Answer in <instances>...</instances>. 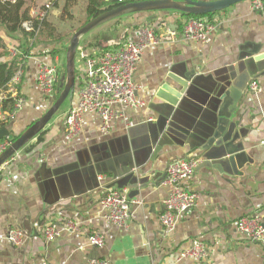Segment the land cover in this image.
Returning <instances> with one entry per match:
<instances>
[{
  "label": "crops",
  "instance_id": "obj_1",
  "mask_svg": "<svg viewBox=\"0 0 264 264\" xmlns=\"http://www.w3.org/2000/svg\"><path fill=\"white\" fill-rule=\"evenodd\" d=\"M25 1L33 16L46 0ZM86 5L87 0H77L65 12V0H56L46 12L53 38L40 34L23 61V106L11 123L0 127L10 138L52 103L54 95L45 97L36 85L37 66L40 61L56 65L66 56L61 50L87 22ZM124 16L79 39L78 78L66 107L1 166L0 264H87L92 258L109 264H264V239L252 241L236 227L243 215L264 214L262 13L251 9L250 0L213 13V30L203 43L182 38L187 18L178 11ZM143 25H150L160 39L143 51L133 74L144 106L129 110L125 121L114 120L106 131L96 114H85L78 135L67 138L63 118L77 103L85 59L135 40ZM108 31L114 35H105ZM0 37L8 51L17 46V37L7 36L1 27ZM52 50H59L54 58ZM190 72L195 73L192 84L186 82ZM252 82L259 91L250 88ZM105 158L115 161L116 178L109 172L97 177L90 169ZM179 158L199 161L182 182L198 197L165 233L159 216L169 193L166 168ZM118 185H128L130 198L139 200L131 204L126 229L103 219L100 208L104 194ZM68 221L75 226L72 231L62 230L52 241L44 238L46 226L62 228ZM14 228L24 233L16 245L6 239ZM93 233L103 236V247L88 244ZM193 239L205 244L204 259L178 258Z\"/></svg>",
  "mask_w": 264,
  "mask_h": 264
},
{
  "label": "built area",
  "instance_id": "obj_2",
  "mask_svg": "<svg viewBox=\"0 0 264 264\" xmlns=\"http://www.w3.org/2000/svg\"><path fill=\"white\" fill-rule=\"evenodd\" d=\"M17 0H0V3H15ZM56 0H46L36 15L38 21L45 19L46 12ZM121 1V0H118ZM251 9L261 12L264 17V0H250ZM26 31H33L29 22L23 23ZM40 27V26H39ZM34 30V36L40 28ZM213 30V25L201 18H187L183 23L180 35L185 41L203 43ZM175 34V32H172ZM160 42L155 30L150 25H143L138 29L135 40H125L117 46L104 49L93 59H85L87 70L83 74L77 91V103L71 107L63 118L64 132L67 138L78 135L83 116L88 113L96 114L100 119V128L106 131L114 120H126L127 112L144 106V101L138 96V86L133 80V74L143 51L150 45ZM10 56L17 53L15 47L10 48ZM23 62L9 82L0 90V127L11 123L21 110L24 98L20 93V84L23 74ZM59 79V70L56 65L40 61L35 81L40 91L46 95H53L55 85ZM250 88L259 91L256 83L252 82ZM11 138L5 136L0 139V154L10 145ZM198 160L179 158L170 162L166 168L165 184L169 193L164 200V208L159 220L165 233L171 232L180 217L186 210L192 208L197 200V193L186 190L182 182L194 172ZM131 204H139V200L132 199L127 189H110L100 200L103 219L113 223L119 228L126 229L130 219ZM237 230L252 241L264 239V214L259 212L241 216L236 221ZM75 228L68 221L62 228L54 225L45 227L43 235L47 241H52L62 230L72 231ZM24 233L20 229H11L6 239L11 244H18ZM89 245L101 248L104 238L98 233L88 235ZM207 254L205 244L199 239H193L191 245L179 253L178 258L190 257L196 261L204 259ZM41 264H48L43 260ZM87 264H109L106 259L92 258Z\"/></svg>",
  "mask_w": 264,
  "mask_h": 264
},
{
  "label": "water",
  "instance_id": "obj_3",
  "mask_svg": "<svg viewBox=\"0 0 264 264\" xmlns=\"http://www.w3.org/2000/svg\"><path fill=\"white\" fill-rule=\"evenodd\" d=\"M240 1L243 0H137L119 4L85 22L72 34L66 47V76L65 79L64 77H61L60 79V86L62 87L61 92L48 110L29 127H27V129H25L20 135L12 140L10 145L0 154V168L19 149H21L40 130H42L63 102L73 93L75 88V55L79 39L83 35L105 22L133 13L157 10H175L184 14L206 15L224 10ZM204 20L207 21L208 18L205 17ZM194 74V72L187 73V83H194ZM8 135L9 131L6 128H0V139ZM157 149L158 148H156V150ZM228 155L229 153H225L222 156L225 157ZM222 156H218L217 158H222ZM114 162L115 161L112 158H105L94 162L90 169L97 177L103 173L109 172L113 178H116L118 176V171ZM117 187L118 189H130L128 185H118ZM128 192H130V190Z\"/></svg>",
  "mask_w": 264,
  "mask_h": 264
},
{
  "label": "trees",
  "instance_id": "obj_4",
  "mask_svg": "<svg viewBox=\"0 0 264 264\" xmlns=\"http://www.w3.org/2000/svg\"><path fill=\"white\" fill-rule=\"evenodd\" d=\"M77 0H65L64 11L66 12L70 6H72ZM135 1V0H121V1H104V0H87V5L85 8V12L87 15V21L91 18L101 14L102 12L109 10L119 4H123L126 2ZM183 14L186 18H208V22H210L211 14L206 15H194V14ZM29 22L33 29L35 30L39 26L40 34H47L53 38V28L49 27L46 20L38 21L35 16H30L29 13V5L26 4L25 0H17L15 3H0V27L3 28L5 34L7 36H16L17 38V46L15 49L17 53L10 57L7 61H0V90L5 88L10 78L14 74L17 69V65L20 62H23L26 57L29 55V51L32 45L36 41V36H34L33 31H26L23 28V23ZM6 45L0 37V59L4 56H9L10 53L6 49ZM64 54L66 53V47L61 50ZM59 53V50H52L51 55L54 58V55ZM65 59V55H64ZM66 62V59H65ZM66 68L65 63L63 65V72L59 73V79L57 84L55 85V89L53 92L54 98H57L59 93L61 92L62 87L60 86L61 77L65 76ZM78 74L75 71V78ZM78 78V77H77ZM76 87V82H75ZM5 126V125H4ZM41 135V130L37 133ZM17 136L11 137V141L14 140Z\"/></svg>",
  "mask_w": 264,
  "mask_h": 264
},
{
  "label": "rangeland",
  "instance_id": "obj_5",
  "mask_svg": "<svg viewBox=\"0 0 264 264\" xmlns=\"http://www.w3.org/2000/svg\"><path fill=\"white\" fill-rule=\"evenodd\" d=\"M135 1H137V0H135ZM129 15H132V14H129ZM64 16V15H63ZM124 17H126V16H121V17H119V18H116V19H125ZM129 17V16H128ZM112 21V20H111ZM114 21H116V20H114ZM105 23H107V22H105ZM102 25V24H101ZM97 27H100V26H97ZM97 27H95L94 29H98ZM93 29V30H94ZM92 31V30H91ZM105 35H108V36H110V35H114V32H106L105 33ZM39 37V35H37V37H36V39ZM70 40V39H69ZM64 63H65V59H64V57H63V59L62 60H60L59 62H57V68L58 69H60L59 70V72H63V65H64ZM80 64V61L78 60V58H77V60H76V66L78 67V65ZM65 76H66V73H65ZM65 76H62V77H64V79H65ZM76 80H77V77H76ZM65 81V80H64ZM62 90V89H61ZM45 97H49V96H45ZM56 98H53L52 99V103L54 102V100H55ZM52 103L50 104V106L52 105ZM66 105H67V100L65 101V102H63V104L59 107V109L56 111V113L57 114H59L65 107H66ZM49 106V107H50ZM48 110V109H47ZM46 110V111H47ZM45 111V112H46ZM55 113V114H56Z\"/></svg>",
  "mask_w": 264,
  "mask_h": 264
}]
</instances>
